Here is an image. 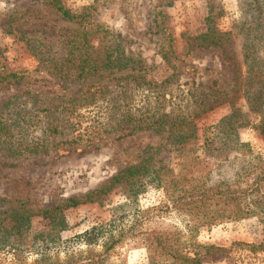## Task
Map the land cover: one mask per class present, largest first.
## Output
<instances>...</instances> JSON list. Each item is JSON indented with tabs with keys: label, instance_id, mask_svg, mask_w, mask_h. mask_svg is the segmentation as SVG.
I'll use <instances>...</instances> for the list:
<instances>
[{
	"label": "rangeland",
	"instance_id": "1",
	"mask_svg": "<svg viewBox=\"0 0 264 264\" xmlns=\"http://www.w3.org/2000/svg\"><path fill=\"white\" fill-rule=\"evenodd\" d=\"M243 1L60 0L76 15L68 20L48 0H0V76L7 78L0 84V264H94L111 237L117 243L103 264H149L140 232L151 227L177 230L204 264H264V216L190 230L191 219L147 173L157 163L177 172L199 156L214 180L231 179L251 158H264L259 128L233 135L218 127L232 114L228 101L206 112L199 104L226 92L249 113L236 92L247 66L237 34ZM219 35L221 44L205 43ZM70 48H118L131 67L57 78L54 67L74 57ZM72 101L78 106L70 112ZM145 102L157 114H200L185 149L167 132L125 135L129 109L138 114ZM55 125L59 133L50 131ZM68 139L77 149L63 146ZM120 172L132 184L109 188ZM100 188L109 189L96 194ZM70 198L78 205L66 206Z\"/></svg>",
	"mask_w": 264,
	"mask_h": 264
},
{
	"label": "trees",
	"instance_id": "2",
	"mask_svg": "<svg viewBox=\"0 0 264 264\" xmlns=\"http://www.w3.org/2000/svg\"><path fill=\"white\" fill-rule=\"evenodd\" d=\"M48 2L65 19H75L76 15L64 9L60 0H48ZM242 15L243 20L237 25V34H243L245 37L241 56L247 66L245 72L238 76L236 92H239V97L247 103L249 113L241 112L234 100L235 95L231 96L226 92L221 93V100L202 98L198 102L202 105L200 106L202 111L206 112L213 109L215 103L228 101L231 104L232 114L222 120L218 127L228 126L233 135L239 127L250 124L259 128L264 134V1L244 0ZM210 39L205 40V43L221 44V35ZM82 49L70 48L69 54L74 56L73 59H65L60 65L55 66L56 72H52V75L57 78L80 80L97 75L102 70L120 71L131 67V58L125 56L118 48H105L101 54H96V48H90V51L89 48ZM162 53L163 58L167 59L168 52ZM113 62L115 64H112ZM6 79V76H0V84L6 82ZM80 100L83 101L81 98ZM85 103L81 105L84 106ZM77 106L76 102L73 104L72 101L68 111H76ZM140 110L142 111L136 114L131 111V108L129 109V132L125 135L149 130L158 133L167 132L168 138L178 140L181 150L185 149L188 141L194 138L193 119L198 117L199 113L188 114L183 110L178 114H173V111L157 114L150 107V102H145ZM252 116L254 120H250ZM58 127L52 126L51 133H59ZM64 140L63 146L64 143H69L72 146L71 149H77L79 144L76 140ZM241 146L246 145L241 144ZM40 149L41 154L49 153L44 145ZM207 161L200 159L199 156H191L189 160L182 162V167L177 172L166 163H157L155 167L147 168V173L150 175L149 181L164 190L177 212L191 219L190 230L210 229L229 220L241 219L249 215L264 216V158L253 157L233 178L217 180L212 178ZM126 172L128 175L134 173L131 170ZM125 177L124 172L112 177L109 188L114 184H132ZM109 188H100L94 192L103 193ZM94 192L86 195V201H93ZM78 203L79 201L70 198L66 206H76ZM140 234L141 242L149 253V264H204L186 250L185 242L177 230L151 227L142 230ZM110 241L111 244L107 245L103 252L96 253V260L93 259L92 263L103 264L107 254L117 243L113 237Z\"/></svg>",
	"mask_w": 264,
	"mask_h": 264
}]
</instances>
